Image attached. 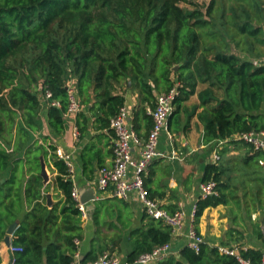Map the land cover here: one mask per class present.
<instances>
[{
    "label": "trees",
    "instance_id": "obj_1",
    "mask_svg": "<svg viewBox=\"0 0 264 264\" xmlns=\"http://www.w3.org/2000/svg\"><path fill=\"white\" fill-rule=\"evenodd\" d=\"M228 1L0 0V173L13 167L0 188V242L18 223L11 244L22 250L12 254L13 264H73L84 239V218L72 195L73 181L66 164L54 154V145L50 150L55 182L63 198L49 207L45 195L49 187L43 193V146L31 144V134L39 130L47 92L58 103L47 110L48 126L58 135L66 129L67 84L72 79L84 106L76 118L81 134L88 132L92 119L95 129L113 131L111 120L124 107L128 89L138 92V115L152 128L149 109L156 105V93L175 86L179 95L169 129L179 133L186 112L183 104L199 83L208 84L199 93L205 107L200 115L204 144L264 132V61L254 64L264 58V0H234L231 8ZM229 27L236 32L231 34ZM2 139H14L13 151H7ZM23 151L25 159H15ZM99 152L93 144L83 152L85 170L93 173L89 156ZM99 164V169L104 166ZM222 173L217 164L206 166L203 181L214 180L218 194L197 202L195 220L208 207L227 202L222 191L228 185L221 182ZM23 199L27 212L19 219ZM122 202L118 198L112 206L97 202L93 214L97 230L82 262L94 261L105 251L122 255L128 227L122 219ZM145 218L148 224L130 233L132 250L126 257L130 263L172 243L170 226L147 214ZM240 253L256 264L264 254L256 249ZM159 264L240 263L236 256L222 254L205 242L199 252L185 245Z\"/></svg>",
    "mask_w": 264,
    "mask_h": 264
},
{
    "label": "crops",
    "instance_id": "obj_2",
    "mask_svg": "<svg viewBox=\"0 0 264 264\" xmlns=\"http://www.w3.org/2000/svg\"><path fill=\"white\" fill-rule=\"evenodd\" d=\"M261 61L263 62L264 58ZM172 78L175 79L176 76L173 75ZM207 87L208 84L199 83L195 94L184 102L186 112L183 114V129L179 133L171 131L172 138L166 131L161 133L158 149L164 152L165 156L154 160L148 169L145 176L147 190L168 210H184L186 213L184 226L172 233L171 244L175 252L186 245L188 226L193 223L211 247L235 246L240 249L261 250L264 253V151L255 152L250 145L237 136L211 145L204 144V123L200 115L205 107L202 106L199 93ZM158 94L156 93V96ZM125 96V105L130 110L128 122L136 126V131L141 138L146 139L151 128L138 115L141 108L138 92L128 89L125 90ZM48 107L47 103L42 104L38 120L39 130L31 134V144L38 142L43 146L41 157L45 159L50 176L48 185L43 182V193L49 187L45 195L52 194L54 205L63 198V193L57 188L55 182L57 170L52 161L53 156L50 150L52 145L56 149L61 148L67 154H72L75 165L73 185L79 192L80 200L90 190L95 193L96 200L85 205L88 217L82 222L84 239L80 242V257L83 259L91 250V241L97 230L93 219L97 202L102 201L109 206L114 204L115 197L112 190L99 188L98 171L100 162L104 166L112 165L115 134L113 131L95 129L94 119L90 121L88 132L81 134L76 126L77 116H75L66 121L65 132L58 135L48 126ZM13 142L14 139L9 142L2 139V144L9 152L14 149ZM91 144L95 146V150L100 151L97 156H89V158L93 157V161L89 164V167L94 168L93 173L85 170L82 158L83 152L89 149ZM45 151L48 153L47 157H45ZM138 152L139 149L134 148L136 155ZM215 154L220 156L218 162L214 161ZM24 156L25 151L19 153L15 159L24 160ZM212 163L217 164L223 171L221 182L226 183L228 187L223 188L222 193L227 198V202L216 207H208L199 219L193 220L191 213L200 200V184L203 182L205 168ZM12 168L9 167L0 173V188L10 177ZM27 179L28 176L26 181ZM23 203L22 210L18 214L19 219H23L27 212L25 199ZM121 206L122 219L128 227L124 231L120 256L126 258L132 250L130 233L144 228L148 224V218H145L143 204L136 194L123 200ZM5 239L0 242V264H9L12 261V254Z\"/></svg>",
    "mask_w": 264,
    "mask_h": 264
},
{
    "label": "built area",
    "instance_id": "obj_3",
    "mask_svg": "<svg viewBox=\"0 0 264 264\" xmlns=\"http://www.w3.org/2000/svg\"><path fill=\"white\" fill-rule=\"evenodd\" d=\"M261 63H263L261 60H254V64L260 65ZM67 91L69 104L65 117L68 121L84 110V106L80 101L75 79L68 82ZM178 95L177 86L157 95L155 107L149 109L153 126L146 139L141 138L133 126L129 124L130 110L124 105L110 123V127L115 134L112 165L103 166L98 171V184L101 190L110 189L115 198L122 200H127L132 194H136L143 204L145 213L151 218L164 221L171 227L172 233L179 231L184 226L186 213L184 210L171 212L158 200L151 198L146 187L145 176L152 162L165 156V153L158 149L161 133L166 131L170 138L173 137L168 125L175 110L174 102ZM51 96V93L47 92L42 99L43 103L53 106L58 105L56 101H51ZM237 137L256 150H264V132H246L237 135ZM134 148L139 149L138 155L134 153ZM55 154L59 160L66 164L68 177L71 178L74 184L75 165L72 154L65 153L61 148H57ZM218 160H220V156L215 154L214 161L218 162ZM217 194V184L214 180L203 181L200 184V200ZM72 195L78 201L83 218L86 219L88 212L85 205L80 202L79 192L74 186ZM196 211L197 205L194 206L191 213L193 220H195ZM203 243H205L204 237L197 232L193 223L190 224L186 233V246L195 252H199ZM9 248L11 254L22 250L12 246V244ZM218 249L222 254L236 256L240 264H256L251 259L244 258L240 253L241 249L238 247L218 246ZM173 253V246L168 243L156 247L151 253L141 255L134 263L128 262L126 258L117 253L105 251L96 260L90 262H82L81 257L77 255L78 259L73 264H159ZM258 264H264V254Z\"/></svg>",
    "mask_w": 264,
    "mask_h": 264
},
{
    "label": "water",
    "instance_id": "obj_4",
    "mask_svg": "<svg viewBox=\"0 0 264 264\" xmlns=\"http://www.w3.org/2000/svg\"><path fill=\"white\" fill-rule=\"evenodd\" d=\"M179 66H175L174 67V70H178ZM131 85V82L129 81V86ZM41 176L43 178V182L45 185H48L49 181H50V176L48 174V170H47V167H46V163H45V159L44 157L42 156L41 157ZM47 205L49 207H52L54 204H53V199H52V194L49 193L47 194ZM96 198H95V193L93 190H90V192H88V194L84 197L81 198L80 202L84 205H87L93 201H95ZM91 207H93L92 205H90ZM18 226V223H14L12 224L8 230H7V237L5 239V243L7 244L8 247L11 246V235L13 234L15 228ZM82 259V258H81ZM9 264H13V261H11Z\"/></svg>",
    "mask_w": 264,
    "mask_h": 264
},
{
    "label": "rangeland",
    "instance_id": "obj_5",
    "mask_svg": "<svg viewBox=\"0 0 264 264\" xmlns=\"http://www.w3.org/2000/svg\"><path fill=\"white\" fill-rule=\"evenodd\" d=\"M200 2H201V4H205V2L206 3H209L210 2V0H199ZM236 1H234V0H230V1H228V3H227V7H229V8H231V4H233V3H235ZM228 8V15H231V10ZM231 27H229V32L232 34H234L236 31L235 30H231L230 29ZM231 45H232V48H235V46H234V44L231 42Z\"/></svg>",
    "mask_w": 264,
    "mask_h": 264
}]
</instances>
